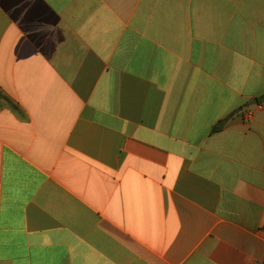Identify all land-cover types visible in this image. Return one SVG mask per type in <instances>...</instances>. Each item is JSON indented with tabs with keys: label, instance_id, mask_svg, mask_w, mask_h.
<instances>
[{
	"label": "crops",
	"instance_id": "obj_1",
	"mask_svg": "<svg viewBox=\"0 0 264 264\" xmlns=\"http://www.w3.org/2000/svg\"><path fill=\"white\" fill-rule=\"evenodd\" d=\"M0 264H264V0H0Z\"/></svg>",
	"mask_w": 264,
	"mask_h": 264
},
{
	"label": "trees",
	"instance_id": "obj_2",
	"mask_svg": "<svg viewBox=\"0 0 264 264\" xmlns=\"http://www.w3.org/2000/svg\"><path fill=\"white\" fill-rule=\"evenodd\" d=\"M222 125H223V122H219V124H217L216 126L213 127L212 131L213 132L219 131L221 129Z\"/></svg>",
	"mask_w": 264,
	"mask_h": 264
}]
</instances>
